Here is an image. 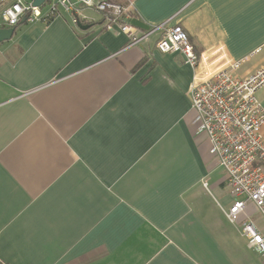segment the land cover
<instances>
[{"label": "crops", "instance_id": "crops-1", "mask_svg": "<svg viewBox=\"0 0 264 264\" xmlns=\"http://www.w3.org/2000/svg\"><path fill=\"white\" fill-rule=\"evenodd\" d=\"M134 6L164 24L134 45L89 9L87 30L61 10L0 43L3 264H264L239 228L264 235L262 213L248 202L235 224L222 211L245 197L197 132L194 69L156 47L179 24L205 65L260 48L238 71L247 76L264 64V0ZM256 95L264 107V87Z\"/></svg>", "mask_w": 264, "mask_h": 264}, {"label": "built area", "instance_id": "built-area-1", "mask_svg": "<svg viewBox=\"0 0 264 264\" xmlns=\"http://www.w3.org/2000/svg\"><path fill=\"white\" fill-rule=\"evenodd\" d=\"M0 0V15L10 27L22 20L37 22L61 15L65 10L73 15V22L91 21L82 11L98 12L104 26L112 30L118 27L130 37V44L147 40L150 34L164 28V24L137 33L131 22L135 18L134 0ZM161 52H181L186 63L194 69L191 84V104L196 111L197 132L207 135L210 153L228 175L229 191L236 199L230 208H222L232 223H238L248 202H252L264 216V107L257 91L264 87V64L247 76L238 71L252 55L230 59L212 67L203 64V56L195 51L185 29L177 24L166 28L157 41ZM242 236L251 248L264 254V235L252 221L240 226Z\"/></svg>", "mask_w": 264, "mask_h": 264}, {"label": "water", "instance_id": "water-1", "mask_svg": "<svg viewBox=\"0 0 264 264\" xmlns=\"http://www.w3.org/2000/svg\"><path fill=\"white\" fill-rule=\"evenodd\" d=\"M43 2H44L43 0H34L35 5H40ZM130 23H132L137 28H141L142 30H149L151 27L149 24H147L146 22H143V20L141 21L138 18H133ZM78 26L79 28L83 30H87L91 28V24H85L81 21L78 23ZM15 29L16 28H13V26L12 27L0 26V43L5 40H9L12 37ZM0 264H3V263L0 262Z\"/></svg>", "mask_w": 264, "mask_h": 264}, {"label": "trees", "instance_id": "trees-1", "mask_svg": "<svg viewBox=\"0 0 264 264\" xmlns=\"http://www.w3.org/2000/svg\"><path fill=\"white\" fill-rule=\"evenodd\" d=\"M134 16H135V14H134ZM87 24H91V22H89V23L87 22Z\"/></svg>", "mask_w": 264, "mask_h": 264}]
</instances>
